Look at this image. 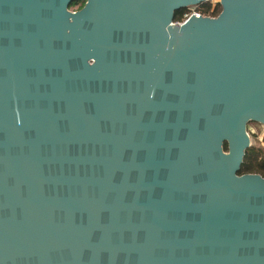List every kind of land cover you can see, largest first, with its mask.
<instances>
[{"label":"water","instance_id":"water-1","mask_svg":"<svg viewBox=\"0 0 264 264\" xmlns=\"http://www.w3.org/2000/svg\"><path fill=\"white\" fill-rule=\"evenodd\" d=\"M72 1L0 0V264H264V0Z\"/></svg>","mask_w":264,"mask_h":264},{"label":"trees","instance_id":"trees-1","mask_svg":"<svg viewBox=\"0 0 264 264\" xmlns=\"http://www.w3.org/2000/svg\"><path fill=\"white\" fill-rule=\"evenodd\" d=\"M84 2L85 0H73L69 5V9L75 10L81 8ZM196 8L200 13L204 15L215 16L220 12L221 6L219 3H216L214 6H212L210 2H202L198 4ZM184 10L185 9L176 11L174 14V20H180ZM260 140L261 143L259 145H250L246 149L243 161L238 171L239 174L241 173L264 174L263 173L264 172V132ZM224 148L225 149L227 148L226 143H224Z\"/></svg>","mask_w":264,"mask_h":264},{"label":"rangeland","instance_id":"rangeland-1","mask_svg":"<svg viewBox=\"0 0 264 264\" xmlns=\"http://www.w3.org/2000/svg\"><path fill=\"white\" fill-rule=\"evenodd\" d=\"M181 19H182V17H181ZM247 131H248V134L250 137V144L251 145H259L261 143L260 139H261L263 132H264V125H262L260 123L258 124L255 122H249L247 124ZM261 175L264 176V174H261Z\"/></svg>","mask_w":264,"mask_h":264},{"label":"built area","instance_id":"built-area-1","mask_svg":"<svg viewBox=\"0 0 264 264\" xmlns=\"http://www.w3.org/2000/svg\"><path fill=\"white\" fill-rule=\"evenodd\" d=\"M204 2H210V4L214 6L216 3H218V0H205ZM196 6H188L187 8H185L184 12L182 13V19L176 21V23H181L191 15H195V16L204 15L197 10Z\"/></svg>","mask_w":264,"mask_h":264},{"label":"flooded vegetation","instance_id":"flooded-vegetation-1","mask_svg":"<svg viewBox=\"0 0 264 264\" xmlns=\"http://www.w3.org/2000/svg\"><path fill=\"white\" fill-rule=\"evenodd\" d=\"M79 9V8H78ZM76 10V9H75Z\"/></svg>","mask_w":264,"mask_h":264}]
</instances>
